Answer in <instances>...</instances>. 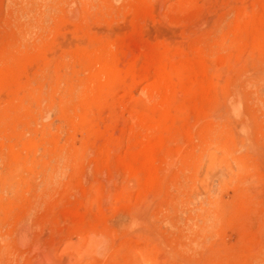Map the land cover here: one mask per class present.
Wrapping results in <instances>:
<instances>
[{
    "label": "rangeland",
    "instance_id": "obj_1",
    "mask_svg": "<svg viewBox=\"0 0 264 264\" xmlns=\"http://www.w3.org/2000/svg\"><path fill=\"white\" fill-rule=\"evenodd\" d=\"M89 1L0 0V264H264V0Z\"/></svg>",
    "mask_w": 264,
    "mask_h": 264
},
{
    "label": "bare ground",
    "instance_id": "obj_2",
    "mask_svg": "<svg viewBox=\"0 0 264 264\" xmlns=\"http://www.w3.org/2000/svg\"><path fill=\"white\" fill-rule=\"evenodd\" d=\"M88 1H89V0H88ZM89 2H90V1H89ZM85 4H86V0H84V4H82V5L87 6V5H85ZM88 4H89V3H88ZM84 6H83V7H84ZM85 8H86V7H85ZM87 8H88V7H87ZM85 12H86V10H85ZM29 227H30V226H29ZM26 232H27V231H26ZM24 234H25V233H24ZM24 234H23V236H24ZM26 235H27V234H25V236H26ZM30 235H31V234H30ZM25 236H24L23 238H25ZM26 238H28V237H26ZM37 239H38V238H37ZM37 239H36V240H37ZM34 240H35V239H34ZM26 241H27V240H26ZM47 241H49V240H47ZM77 241H78V240H77ZM35 242H36V241H35ZM45 242H46V241H45ZM45 242H44V244H45ZM57 242H59V241H57ZM83 242H84V241H83ZM76 243H77V242H75L74 245H76ZM78 243H80V241H78ZM37 244H38V243H37ZM37 244H36V245H37ZM81 244H82V243H80V245H81ZM74 245H73V248H71V249H74ZM77 245H78V244H77ZM80 245H78V246H80ZM42 246H43V245H42ZM42 246H41V247H42ZM64 246H65V245H64ZM78 246H77V248H78ZM34 247H35V244H34ZM36 247H38V246H36ZM36 247H35V248H36ZM43 247H44V246H43ZM55 247H56V246H55ZM45 248H46V247H45ZM45 248H42V249L44 250V253H42V255L40 256V257L42 258V259H40V260H41V262H43V261L46 262L47 260H50V261H49V263H50L51 260H52L54 257H56V254L54 253V255H55V256H54L53 253H52V251H51V249L49 250V251L51 252V254H49V252L47 253ZM36 249H37V248H36ZM38 249H39V247H38ZM52 249H55V248L53 247ZM75 249H76V247H75ZM78 249H80V248H78ZM39 250H41V249H39ZM57 250H58V249H56V251H57ZM64 250H65V247H64ZM81 250H83V249H81ZM37 251H38V250H37ZM47 251H48V250H47ZM60 251H61V250H60ZM39 252H40V251H39ZM54 252H55V251H54ZM76 252H77V251H76ZM40 253H41V252H40ZM40 253H39V255H40ZM56 253H57V252H56ZM5 255H6V254H5ZM51 255H53V258L50 259V256H51ZM76 255H77V254H76ZM60 256H61V255H60ZM43 259H44V260H43ZM55 259H56V258H55ZM55 259H54L53 261H55ZM69 259H70V258H69ZM75 259H76V258H75ZM38 260H39V256H38ZM38 260H37V261H38ZM42 260H43V261H42ZM70 260H71V259H70ZM2 261H3V260H2ZM5 261H8V260H5ZM53 261H52V262H53ZM60 261H63V260H60ZM60 261H59V262H60ZM9 262L11 263V261H9ZM9 262H8V263H9ZM39 262H40V261H39ZM39 262H38V263H39ZM59 262L57 261V264H58ZM71 262H72V260H71ZM8 263L5 262V264H8ZM10 263H9V264H10ZM63 263H64V262H63ZM63 263H62V264H63ZM11 264H12V263H11ZM52 264H53V263H52ZM60 264H61V262H60Z\"/></svg>",
    "mask_w": 264,
    "mask_h": 264
}]
</instances>
